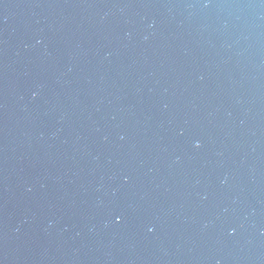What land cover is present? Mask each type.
I'll list each match as a JSON object with an SVG mask.
<instances>
[{
	"label": "water",
	"instance_id": "95a60500",
	"mask_svg": "<svg viewBox=\"0 0 264 264\" xmlns=\"http://www.w3.org/2000/svg\"><path fill=\"white\" fill-rule=\"evenodd\" d=\"M0 264H264V0H0Z\"/></svg>",
	"mask_w": 264,
	"mask_h": 264
},
{
	"label": "snow or ice",
	"instance_id": "6c2138e0",
	"mask_svg": "<svg viewBox=\"0 0 264 264\" xmlns=\"http://www.w3.org/2000/svg\"><path fill=\"white\" fill-rule=\"evenodd\" d=\"M118 219H119V217H118Z\"/></svg>",
	"mask_w": 264,
	"mask_h": 264
}]
</instances>
